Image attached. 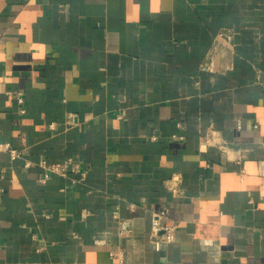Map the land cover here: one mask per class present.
<instances>
[{"label": "crops", "instance_id": "obj_1", "mask_svg": "<svg viewBox=\"0 0 264 264\" xmlns=\"http://www.w3.org/2000/svg\"><path fill=\"white\" fill-rule=\"evenodd\" d=\"M0 142V264H264V0H0Z\"/></svg>", "mask_w": 264, "mask_h": 264}, {"label": "built area", "instance_id": "obj_2", "mask_svg": "<svg viewBox=\"0 0 264 264\" xmlns=\"http://www.w3.org/2000/svg\"><path fill=\"white\" fill-rule=\"evenodd\" d=\"M17 101L19 103L22 102V97L20 94L17 97ZM0 150L7 151L11 157H16L18 155V151L12 148L9 144L0 142ZM46 178L47 175H45L44 179ZM167 218V209H161L159 211L153 212L151 220L150 240L154 248L158 251L163 246L171 244L175 239L176 225L174 223L166 225L163 221Z\"/></svg>", "mask_w": 264, "mask_h": 264}]
</instances>
